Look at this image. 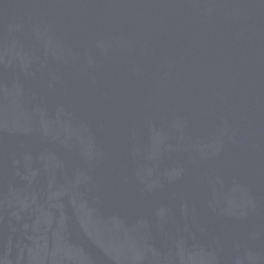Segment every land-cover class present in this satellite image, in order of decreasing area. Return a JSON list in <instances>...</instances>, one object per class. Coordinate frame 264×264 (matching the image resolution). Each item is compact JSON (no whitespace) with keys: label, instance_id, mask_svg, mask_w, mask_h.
Returning a JSON list of instances; mask_svg holds the SVG:
<instances>
[{"label":"water","instance_id":"95a60500","mask_svg":"<svg viewBox=\"0 0 264 264\" xmlns=\"http://www.w3.org/2000/svg\"><path fill=\"white\" fill-rule=\"evenodd\" d=\"M0 264H264V0H0Z\"/></svg>","mask_w":264,"mask_h":264}]
</instances>
